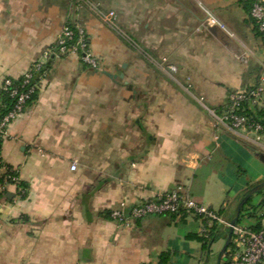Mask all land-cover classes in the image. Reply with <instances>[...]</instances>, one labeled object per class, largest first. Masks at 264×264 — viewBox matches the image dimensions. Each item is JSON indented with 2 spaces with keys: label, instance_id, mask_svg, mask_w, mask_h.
<instances>
[{
  "label": "crops",
  "instance_id": "crops-1",
  "mask_svg": "<svg viewBox=\"0 0 264 264\" xmlns=\"http://www.w3.org/2000/svg\"><path fill=\"white\" fill-rule=\"evenodd\" d=\"M66 26L86 30L101 68L50 62L37 101L9 126L1 157L19 178L0 181V264H214L228 225L205 251L191 239L204 238L196 218L121 224L112 213L181 189L230 224L264 181V133L218 115L231 93L264 90V41L243 1L0 0V95ZM251 200L237 224L256 230L264 192Z\"/></svg>",
  "mask_w": 264,
  "mask_h": 264
},
{
  "label": "built area",
  "instance_id": "built-area-1",
  "mask_svg": "<svg viewBox=\"0 0 264 264\" xmlns=\"http://www.w3.org/2000/svg\"><path fill=\"white\" fill-rule=\"evenodd\" d=\"M242 1L250 4V19L256 32L264 35V0ZM205 12L209 25L218 26L227 31L225 25L218 20L214 13L206 9ZM104 18L115 25L116 14L114 12L108 13ZM70 55L78 56L84 65L94 70L99 71L101 68L100 60L94 56L91 50L86 30L81 26H66L57 43L45 52V61L34 63L22 77L23 81L20 86H15L11 79L3 82L2 90L9 91L11 89V96L16 97L17 102L14 109L0 121V139L6 138L9 126L23 114L27 101L38 92L41 81L49 73L48 64ZM27 86L30 88L23 91ZM263 94L262 88L231 93L227 102V109L220 116L221 122L235 131L264 133V118H260L257 114L261 110L264 111ZM244 104H247L248 110L252 112L251 117L242 113ZM1 161L0 153V164ZM71 170L76 171L77 165L73 164ZM258 215L261 218L258 229L254 230L239 224L234 227L232 248L228 250L229 264H264V205ZM147 217L196 218L205 225L202 231L204 238H209L208 232L214 226L228 225L230 227V224H227L217 211L199 203L181 189H175L153 199L142 201L130 209L127 203L123 202L120 208L112 213V219L121 224L126 223L130 218L142 220Z\"/></svg>",
  "mask_w": 264,
  "mask_h": 264
},
{
  "label": "trees",
  "instance_id": "trees-1",
  "mask_svg": "<svg viewBox=\"0 0 264 264\" xmlns=\"http://www.w3.org/2000/svg\"><path fill=\"white\" fill-rule=\"evenodd\" d=\"M244 5H245V9L249 13L250 4L244 3ZM258 36L263 38V41H264V35L258 34ZM13 81H14L15 86H20L22 84L23 78L16 80V81L13 80ZM29 88H30V86H27L26 88L23 89V91H27ZM37 99H38V92L35 93L29 101H27V103L25 105L26 108L32 106L37 101ZM16 102H17V98L11 96V89L9 91H3V90L1 91V95H0V121L4 117H6L14 109ZM226 109H227V105L225 107L220 108L218 110V115L222 116L225 113ZM242 113L244 115H247L248 117H251L252 112L248 110L247 104L243 105ZM257 114L260 118H264V111L263 110L259 111ZM263 124H264V121H263ZM2 143H3V140L0 139V153H1ZM18 178H19L18 173L16 171H14L12 169V167L5 165L3 163V160H2L1 164H0V181L2 183H5V184H15L18 182ZM15 180H17V181H15ZM20 186H23L25 189L27 188L26 185H24V184L20 185ZM263 192L264 191H262L261 193H263ZM251 202H252V200L250 199L249 202L247 203V205L244 207L243 211H245L246 208L251 205ZM220 213H223V211H221ZM172 218H176V217H172ZM216 229H217V226H215L213 228V232H212L210 238H208V239L198 238L196 236H192L191 239H196V240H199L200 242H202L203 243V249L205 251H208L210 245L212 244L213 240L215 239V237H213V236H214ZM230 248H232V247L230 246L229 249ZM228 256H229V254L227 251L226 261L224 262V264H229ZM168 257H169L168 255H163L160 259L159 264H168Z\"/></svg>",
  "mask_w": 264,
  "mask_h": 264
},
{
  "label": "water",
  "instance_id": "water-1",
  "mask_svg": "<svg viewBox=\"0 0 264 264\" xmlns=\"http://www.w3.org/2000/svg\"><path fill=\"white\" fill-rule=\"evenodd\" d=\"M262 191H264V181L261 182V183H259L256 186L252 187L248 191L247 195L240 202V204L238 206V209H237L236 216H235V218L230 223L229 233H228V236H227V240H226L225 246L223 247L222 251L219 254V258H218V263L217 264H222L223 259L226 257V253H227L229 247L231 246L234 227L239 222V219H240V216H241V213H242L243 208L247 205V203L249 202V200L253 196L261 193Z\"/></svg>",
  "mask_w": 264,
  "mask_h": 264
},
{
  "label": "rangeland",
  "instance_id": "rangeland-1",
  "mask_svg": "<svg viewBox=\"0 0 264 264\" xmlns=\"http://www.w3.org/2000/svg\"><path fill=\"white\" fill-rule=\"evenodd\" d=\"M118 31H119V34L127 41V42H129V43H131L133 46H135L133 43H132V41L130 40V38L128 37V34L125 32V31H123V30H121L120 31V29H118ZM136 47V46H135ZM137 48V47H136ZM137 50H139L138 48H137ZM146 57L148 58V60H151L147 55H146ZM219 248V245H215L214 246V250L215 251H217V249ZM221 251H222V249H221ZM218 258H219V256L218 257H212V262L214 263V264H217L218 263ZM226 261V257L223 259V261H222V264H224V262Z\"/></svg>",
  "mask_w": 264,
  "mask_h": 264
}]
</instances>
